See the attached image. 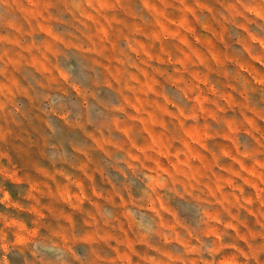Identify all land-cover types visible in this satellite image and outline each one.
<instances>
[{
	"label": "rangeland",
	"instance_id": "374dc122",
	"mask_svg": "<svg viewBox=\"0 0 264 264\" xmlns=\"http://www.w3.org/2000/svg\"><path fill=\"white\" fill-rule=\"evenodd\" d=\"M0 264H264V0H0Z\"/></svg>",
	"mask_w": 264,
	"mask_h": 264
}]
</instances>
